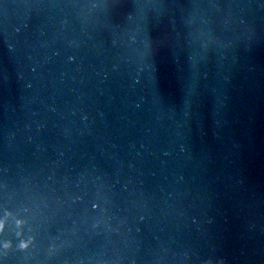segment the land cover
Masks as SVG:
<instances>
[{"label":"water","instance_id":"obj_1","mask_svg":"<svg viewBox=\"0 0 264 264\" xmlns=\"http://www.w3.org/2000/svg\"><path fill=\"white\" fill-rule=\"evenodd\" d=\"M0 264H264V0H0Z\"/></svg>","mask_w":264,"mask_h":264}]
</instances>
